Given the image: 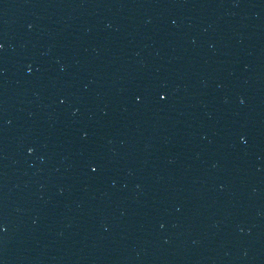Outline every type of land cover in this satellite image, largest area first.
<instances>
[{
	"label": "water",
	"instance_id": "1",
	"mask_svg": "<svg viewBox=\"0 0 264 264\" xmlns=\"http://www.w3.org/2000/svg\"><path fill=\"white\" fill-rule=\"evenodd\" d=\"M0 264H264V0H0Z\"/></svg>",
	"mask_w": 264,
	"mask_h": 264
},
{
	"label": "snow or ice",
	"instance_id": "2",
	"mask_svg": "<svg viewBox=\"0 0 264 264\" xmlns=\"http://www.w3.org/2000/svg\"><path fill=\"white\" fill-rule=\"evenodd\" d=\"M161 99H163V97H161ZM95 169H93V171H94Z\"/></svg>",
	"mask_w": 264,
	"mask_h": 264
},
{
	"label": "clouds",
	"instance_id": "3",
	"mask_svg": "<svg viewBox=\"0 0 264 264\" xmlns=\"http://www.w3.org/2000/svg\"><path fill=\"white\" fill-rule=\"evenodd\" d=\"M29 151H31V149H29Z\"/></svg>",
	"mask_w": 264,
	"mask_h": 264
}]
</instances>
